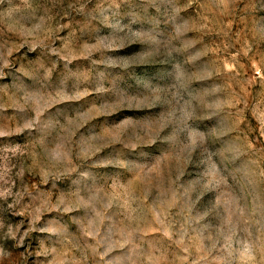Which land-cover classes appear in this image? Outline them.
I'll use <instances>...</instances> for the list:
<instances>
[{
    "label": "rangeland",
    "instance_id": "1",
    "mask_svg": "<svg viewBox=\"0 0 264 264\" xmlns=\"http://www.w3.org/2000/svg\"><path fill=\"white\" fill-rule=\"evenodd\" d=\"M0 264H264V0H0Z\"/></svg>",
    "mask_w": 264,
    "mask_h": 264
}]
</instances>
